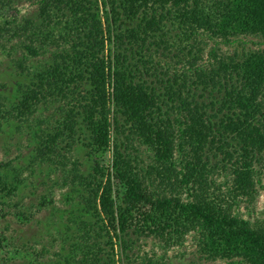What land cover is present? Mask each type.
I'll use <instances>...</instances> for the list:
<instances>
[{"label": "trees", "instance_id": "obj_1", "mask_svg": "<svg viewBox=\"0 0 264 264\" xmlns=\"http://www.w3.org/2000/svg\"><path fill=\"white\" fill-rule=\"evenodd\" d=\"M35 2L38 20L10 28L19 80L11 109H0V134L5 126L24 130L35 156L22 169L0 164V206L13 202L16 216L31 222V209L17 201L24 170L60 167L70 212L57 264H117L115 242L125 253L133 236L169 248L189 234L208 260L264 264V225L238 212L256 199L264 166V0ZM175 29L188 44L175 57L182 69L172 72L154 56L168 51ZM252 40L263 48L225 58L216 51ZM52 107L62 119L49 131ZM75 147L110 151V167L69 169ZM219 169L230 183L216 182ZM51 203L43 198L39 210ZM9 241L0 235V252Z\"/></svg>", "mask_w": 264, "mask_h": 264}, {"label": "rangeland", "instance_id": "obj_2", "mask_svg": "<svg viewBox=\"0 0 264 264\" xmlns=\"http://www.w3.org/2000/svg\"><path fill=\"white\" fill-rule=\"evenodd\" d=\"M0 4V109L7 111L11 109L12 103L15 101V85L19 80L16 78L15 63L12 61L20 55L11 53L12 49L19 48L18 39L12 38V29L16 26L12 24L14 21L20 24L25 19L37 21L39 5L35 0H1ZM5 6V7H4ZM16 24V25H17ZM8 28L9 31H3ZM180 32L173 30L170 37H166L169 42V48L166 53L159 51L154 56V61L159 62L162 68L170 69V71H179L182 65L179 64V59L186 55L187 51L183 47H187L188 43L178 41ZM254 41V40H252ZM211 46V45H210ZM209 46V47H210ZM209 47L207 46L204 54V61L207 59ZM113 50L112 46H108ZM261 49L256 41H246L244 46H224L218 45V54L224 58L232 56L234 53L246 52L248 50ZM180 52V53H179ZM163 53V54H162ZM162 55H165L162 57ZM37 62L42 64L41 60H33L30 66H36ZM206 64V63H205ZM47 115V129L53 131L62 116L57 113L56 108L52 107L45 112ZM109 121L108 138H112L113 127ZM81 139V138H80ZM29 134L24 130H16L14 125L3 127V133L0 134V164L10 162L13 167L20 168L26 166L35 156L33 149L35 144L31 142ZM78 142V141H77ZM110 149V144L108 145ZM76 149V147H75ZM108 149V150H109ZM91 150L76 149L74 152L67 153L68 168L71 169L72 164H77V167L83 172L92 171L91 167L96 166V162L103 168H109L111 165V152L107 151L102 155L91 154ZM141 160L145 163L149 162V158L145 151L142 150ZM87 154L89 158H87ZM258 169L260 175L257 184V197L252 203L243 201L238 207L239 214L251 223L264 225V166ZM33 170L37 171V167L33 166ZM24 176L27 178V187L23 189L18 198V204L30 208L34 219L31 222H26L22 218H18L16 210L12 209L13 202L8 207L0 206V235L6 236L9 242L13 245L6 250L5 253L0 252V264H57L60 257V249L67 248L68 244H64L62 233L67 222V217L70 212L64 196L67 188L63 185L62 168L51 167L43 173L30 175V169L24 170ZM213 178L218 184L225 185L230 183L231 177H227L221 169L215 172ZM45 198L53 203L48 204L47 208L41 207L42 199ZM24 211V209H23ZM16 213V214H15ZM134 245L131 246L129 252H123L119 242H115L117 247L114 250L116 255L115 261L117 264H226L225 262L216 260L211 261L206 259L200 252L198 239L189 234L183 237L179 246L173 245L169 248L164 243L147 237H132ZM21 244H26L25 253L16 256L13 250L21 247ZM42 247L45 248L41 252ZM31 249V250H30ZM19 250V249H16ZM67 250V249H65ZM110 249L107 248V251ZM62 253V252H60ZM59 254V256H58ZM41 255L44 256L41 261ZM42 256V257H43ZM61 260V259H60ZM43 263H39V262Z\"/></svg>", "mask_w": 264, "mask_h": 264}]
</instances>
